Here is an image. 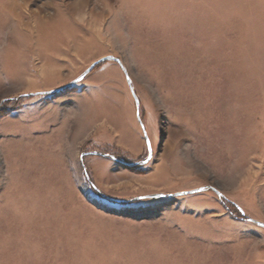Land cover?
I'll use <instances>...</instances> for the list:
<instances>
[{
	"label": "rangeland",
	"instance_id": "rangeland-1",
	"mask_svg": "<svg viewBox=\"0 0 264 264\" xmlns=\"http://www.w3.org/2000/svg\"><path fill=\"white\" fill-rule=\"evenodd\" d=\"M106 56L131 84L107 61L48 93ZM247 217L264 0H0V264H264Z\"/></svg>",
	"mask_w": 264,
	"mask_h": 264
},
{
	"label": "water",
	"instance_id": "water-1",
	"mask_svg": "<svg viewBox=\"0 0 264 264\" xmlns=\"http://www.w3.org/2000/svg\"><path fill=\"white\" fill-rule=\"evenodd\" d=\"M107 61H114V62H117L121 68L124 70V72L126 73L127 75V80H128V83L131 84V79L129 78L128 76V73H127V70L122 62V60L120 58H117V57H114V56H106V57H103L101 59H99L98 61L94 62L84 73H82L77 79H75L74 81L70 82L68 85H66L65 87L61 88V89H58V90H55V91H50L48 93H55V92H59V91H62L63 89H67V88H70L78 83H80L81 81H83L95 68L96 66H98L99 64L103 63V62H107ZM31 95V94H30ZM29 96V95H28ZM134 97H135V100H136V104H137V107L139 108L140 106V102H139V99L138 97L136 96V94L134 93ZM137 116H138V119L140 121V124H141V127H142V130L144 132V135H145V139H146V142H147V146H148V150H149V156H152V147H151V142H150V139H149V136L147 134V131H146V128H145V125L144 123L142 122L141 120V117H140V114H139V111L137 112ZM91 155H99V156H102V157H106L107 155L106 154H103V153H99V152H91L89 153ZM86 154H84L83 156H85ZM113 159H115L114 157H112ZM214 192H216L220 197H223V195L216 189L214 188H211ZM97 190V189H96ZM205 190V188H199V189H195V190H191V191H187V192H183L182 195H188V194H195V193H199L201 191ZM163 197L162 194H156V195H151V196H145L143 199H146V198H161ZM244 214V213H243ZM248 221L254 223L255 225L261 227V228H264V222L262 221H259V220H256V219H253L251 217H247Z\"/></svg>",
	"mask_w": 264,
	"mask_h": 264
}]
</instances>
